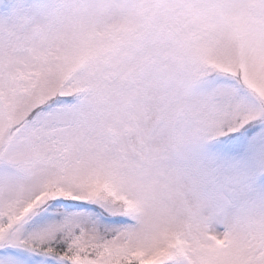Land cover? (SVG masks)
<instances>
[{"label":"snow or ice","instance_id":"1","mask_svg":"<svg viewBox=\"0 0 264 264\" xmlns=\"http://www.w3.org/2000/svg\"><path fill=\"white\" fill-rule=\"evenodd\" d=\"M0 264H264V0H0Z\"/></svg>","mask_w":264,"mask_h":264}]
</instances>
